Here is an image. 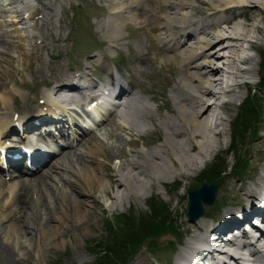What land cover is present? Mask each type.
Listing matches in <instances>:
<instances>
[{
	"label": "bare ground",
	"instance_id": "bare-ground-1",
	"mask_svg": "<svg viewBox=\"0 0 264 264\" xmlns=\"http://www.w3.org/2000/svg\"><path fill=\"white\" fill-rule=\"evenodd\" d=\"M23 1L8 0L9 4L14 7L13 15L17 24H22L23 20L26 19L23 16V9L20 8ZM105 1L109 12L108 19L103 24V37L109 43L114 44L122 40V28L127 24L134 25L138 31H145L147 27H150V32L154 35L152 39L164 44L165 54L161 58L163 66L168 67V69L172 68L171 71L174 72L177 79L174 81L169 95L165 94L164 99L172 105L166 116L155 113L149 107L148 101H144L139 96V81L132 84L124 96L119 93L122 99L120 105L113 112L114 118L123 121L121 125H117L119 131H130V135L133 137L143 138L145 136L144 133L148 132L147 120L163 127V135L158 139L160 143L156 148L125 151L124 156H128V158H124L119 167H113L111 162L114 157L108 158L104 152L103 143L96 136H89L84 139V141L86 140L83 145L86 149L84 153H77L76 150H72V147L64 148L57 156L59 160L53 162L54 156L47 166L40 167L28 174L30 177L29 185L36 189L37 201L42 202V205L46 204L47 196L51 191L50 182L53 181V176H57L55 178L57 181L54 179L53 183H62L63 187L68 189L63 197L62 207L58 208L61 213V217L58 218L59 220L63 219L64 222V218L70 220L69 215H74L73 218L76 223L78 222V227L81 226L83 229L86 228L84 225L90 220V212L86 210L85 205L87 206L90 201L93 202L99 187H103L105 190L103 184L105 180L108 181L104 193L115 200L116 208L121 209L123 203L128 200L131 201L132 198L146 200L150 191L148 188H152L155 183L169 184L176 179L179 180L178 178L189 180L191 176L204 171V169L197 170L204 162L207 165L211 159L215 158L216 154L227 152L228 147L224 148L223 140L228 135L224 128L227 124L234 143L233 149L238 151V146L242 144V137L246 136L248 132L252 138L250 141H254L249 143L250 150L256 149L261 156L260 160L264 162V128L262 127L261 133H258L255 126L257 123L254 122L253 118H248L244 122L245 128L238 130L234 119L229 116L232 111L242 107L250 98L248 96L246 98L245 95H248L252 88L260 84L258 81L260 74L256 68L260 63L257 57L259 56L260 59V54L264 51V0ZM56 7L57 3L52 1L51 6L40 7L27 19H37L36 23L44 25L47 31L57 30L59 32L61 27L55 26L54 23L58 16ZM129 12H133V14L128 16ZM62 21L59 19V23ZM16 36L22 41H25L27 37L22 33V27L18 29ZM35 38L36 35H32L29 39ZM60 40L61 37L58 36L57 42ZM42 44L43 48H47V44L43 42ZM110 47L118 48L115 45H110ZM252 51L257 53L251 54ZM111 52L113 53V50ZM5 56L4 62L7 63V67L3 66L4 74L0 80L1 87L4 85L3 80H14L13 72L8 73L13 57L9 54ZM138 57L141 60L155 62L154 58L147 57L143 53H139ZM37 60L40 62L35 74L43 77L45 75L44 62L40 57H37ZM109 60L107 55H102V59H97L94 63L108 62ZM172 63H174L173 66L169 65ZM105 65L104 69L109 73L111 65ZM242 65L246 67H240ZM48 69L51 72L60 70L55 68V65H48ZM121 76L123 77L122 74ZM81 78L85 79V76ZM73 80L74 77L64 71L55 79L57 82L55 93L58 95V100L60 99L72 106V109L69 110H75V106H81L85 101L84 94L86 91H83L85 88H79ZM90 90L100 91V84L93 85ZM263 93L264 89L254 93L256 94L254 100H259V104H255V109L260 105L259 111L261 110V112V106L264 110ZM10 99V93L3 94L0 97V104L6 105ZM28 109L34 111L36 107L30 106L27 107ZM15 110L20 114L22 112L18 108ZM97 111L99 110L95 109L93 112ZM96 115L99 116L100 112H97ZM7 117H10V112H7ZM31 117L29 116L26 120L30 121ZM43 121L51 122L49 119ZM153 125L155 126V124ZM33 127L36 128L33 130H40L35 125ZM45 130L52 131L51 129ZM119 140L122 141L121 145L127 142L120 136ZM86 144L89 146L86 147ZM123 149L125 150L124 146ZM98 160H104L105 164ZM66 163L72 166L78 165L81 169L72 174L73 179H65L60 175L65 172L62 166H65ZM100 163L103 168L107 169L103 173L104 178H106L104 180L101 178ZM201 176L206 177L202 174ZM233 176L232 173L230 178L232 179ZM230 178L227 177L226 184ZM16 179L13 175L9 180L0 178V196L5 191L4 203L9 207H13L12 203L15 201H23L26 198L25 193H29V195L31 193L30 190L26 192L29 189L27 183H18ZM233 186L236 187L235 184ZM234 188H231L232 192L236 191ZM239 190H243L235 202L240 204L239 208L229 207L216 222H207L204 220L206 219L205 216L195 222H188V224L179 221V224L184 227L186 238L179 249L173 251L172 264H198L194 262L195 259L200 261L215 259L217 255L223 258L221 264H264L263 241L261 242L254 235L257 233L260 236L261 233L264 237V232L261 230H264V166L256 178L251 180L249 186H245L243 189L239 188ZM0 203L4 206V203ZM260 204L263 208L260 207ZM15 205L17 204L15 203ZM68 212L69 214H67ZM121 214L125 215V213ZM252 216L256 217L257 220L254 222L258 224V227H248L246 228L247 232L245 231L243 234L231 232L232 227L235 226L234 229L241 228L243 222L251 220ZM121 217L123 216H118L119 219ZM3 219L1 217V221H4ZM258 220H262L260 224ZM17 222L13 220V224ZM23 229H18L16 225H13L8 234L10 240L17 241L14 246L18 261L22 259L21 256L25 255V252L20 250L23 248L20 239L25 237L26 232ZM159 230L157 229V231ZM57 232L62 235L64 233L57 225L52 227L49 232L43 229L41 244L43 241L51 239L50 236L54 237ZM230 232L232 238H228V244L224 245L223 248L220 245L212 244L211 240H215V237H211L212 235L222 238ZM22 233H24L23 237L21 236ZM243 235L245 240L242 242L240 239V242L239 238H243ZM155 236L154 232L149 233L144 241L146 242ZM202 245L209 248L211 253L205 254L201 249ZM226 246L227 248H225ZM146 248L147 246H144V249ZM40 254L39 257L41 258ZM137 258L133 260H136L134 263H132L133 261L131 263L148 264V260L144 256Z\"/></svg>",
	"mask_w": 264,
	"mask_h": 264
},
{
	"label": "rangeland",
	"instance_id": "rangeland-1",
	"mask_svg": "<svg viewBox=\"0 0 264 264\" xmlns=\"http://www.w3.org/2000/svg\"><path fill=\"white\" fill-rule=\"evenodd\" d=\"M43 1L45 2L46 0ZM63 1L64 4L61 5L60 8L58 7L57 19L62 18L64 22L62 21L59 23V19L54 21L55 26L61 27V31L58 32L57 30H53L49 32L45 27L39 25L32 31V34H38L39 31H41L38 36L33 40L26 39L22 41V44L16 48L20 41L10 35L13 28L5 21L8 14L2 13L7 11V7H4L5 1L0 0V80H2L4 74L3 66L7 67V63L4 62L6 59L5 55L7 54L13 57L8 73L13 72L14 74V80L9 79L7 81V79H5L3 80L4 85H2V87L0 86V97L3 94L10 93L11 98L10 102L3 110L0 108V117L7 119V117H5V115L7 116V112H13L15 108L21 109V114L23 115L30 112L29 109L27 110V107H36L33 112L38 110V106L42 105L39 104V100L44 99L46 96L44 95V93L47 92L45 85L50 81L52 82L58 75V70L52 73L48 69V65H55V68L63 69L66 73L73 75V72L71 70L69 71V67H72L71 64L74 62L78 66L81 65V67L86 66L83 74L93 70L91 73H93L94 76L93 78L90 76L91 82H106V80H104L105 70L102 65L100 62L94 63L100 58L99 55H101L102 52L103 55H107L110 60L112 57L114 58L111 63L109 62L110 65L112 64V69H115V65H117L122 69L123 74L126 78H129L130 81H141L143 89L148 92L146 100L154 98L153 100L157 105L155 106L151 100L149 107L158 115L166 116V110H171L172 105L171 103H165L162 93L169 95L170 89H172L177 76L174 72H170V70L162 69L168 74L164 75L162 70H160V66H162L161 58L165 54L164 48L161 46L162 43L160 41L152 39L154 35L150 32V27H147L145 31H138L134 25H124L125 27L122 28V40L111 44L103 37V24L108 19L109 12L105 0ZM62 9L64 10L63 12L61 11ZM76 13L78 16H76ZM132 14L133 12H129L127 15L131 16ZM1 15L3 16L1 17ZM73 24H76L75 30L72 27ZM41 33H43V36H41ZM58 36L61 37L59 42H57ZM35 41L41 48L43 46L41 42L47 44V48L38 50ZM110 45H115L118 48H111ZM94 48H98V50L95 52V50L93 51ZM112 50L113 53L111 52ZM139 53L154 58L155 62L153 64L157 65L152 66V61L141 60L138 57ZM250 53L255 54L257 52L252 51ZM90 54L91 56H89ZM260 55V59L259 56L257 57L260 63H258L259 65H257L256 68L260 74V78H258L260 84L252 88L248 95H245L246 98L247 96L250 98L247 99L242 107L232 111L229 115L232 119L235 118V124L238 120H244L243 122H245L248 118L252 119V116H257L258 120L255 123L258 122V124L255 126L258 130H255H257L258 133H261L262 127L264 128V110L261 106L262 112L261 110L259 111L260 105L257 106V112H254L252 109H254L253 107L256 103L259 104L258 99L257 101L254 100L256 96L254 93L264 89V51H262ZM57 56H59V59H57ZM37 57H40L45 65V75L43 77L35 74L38 63L40 62L37 60ZM53 58L60 62L52 63L51 61ZM94 64L99 65L92 68ZM173 64L174 63L169 65L173 66ZM240 67L244 68L246 66L242 65ZM142 75L144 76L142 77ZM262 96H264V93ZM51 99H54V97L52 92H49L47 97L48 103H50ZM247 102H253L254 106L252 107V105H250L251 109H249V103L246 104ZM158 108L159 110H157ZM79 112L82 113V110L79 109ZM80 113H75V117L70 116V119H77L78 124L82 127L89 128L88 135L96 136V138L103 143L106 156L108 158L114 157L111 162L113 167H119L124 158H128V156H124L125 151L156 148V146L159 145L157 138H161L163 135V127L147 120L148 133H145V137L141 140L138 138L137 141V138L130 136V131H119L117 127V125H119L118 119L114 118L110 113L106 114V111H104L105 122L97 129H92L91 123L94 124L93 121H91V123L88 121L83 122L84 116ZM153 124H155V126ZM224 128L228 134L223 139L225 143L224 148H227L231 141V131H229L228 124L225 125ZM119 136L124 141L128 139L124 145H121L122 141L119 140ZM250 139L252 138L247 132L246 136L242 137V144L238 146V151L229 148L227 152L224 151V154H216L214 156L215 158L207 163L206 168H203V165L197 168V170L204 169L202 173H196L195 176H191L189 180H181L178 178L179 180L176 179L169 184L155 183L152 188H148L150 191L146 200L132 198L131 201H125L123 206L120 207L121 209L115 207V200L105 195L106 193L104 192L107 189L106 184L108 180H105V182L103 181L105 190H103V187H99L98 193L94 195L93 202L90 201L87 206L85 205L86 210L90 212V220L84 225L86 227L85 229L81 226L78 227V222L76 223L73 218L74 215H69L71 217L70 220L64 218V222L63 219L59 220L58 217H61V213L58 208L62 207L63 197L68 189L65 186L63 187L62 183H53L57 176H53V181H49L51 191L47 196L45 205L37 201L36 189H33L30 185H28L29 189L26 190V192L29 190L31 191L30 195L29 193H25L24 195L26 198L23 201H15L17 205L12 203L13 207L5 205L4 201L6 196L4 191L2 196H0V202L4 203V206L0 203V264H94L95 255L102 253V248H106L107 246L110 247L112 244L117 246L120 240H122L125 248L130 247L132 243H137L136 246L138 245L139 247L140 245L141 249H144L145 245H148L147 247H160L159 249L162 250L161 252L158 250L145 249L141 251L137 257L144 256L148 260V264H164L162 261L164 257H167L168 259L170 258L172 264L173 252L169 255L168 251H172V249H174V251L178 250L179 246L177 245L182 244L186 238L184 227L179 224V221L185 224L190 222L187 218L189 206L188 192L198 188V185L204 182V180L199 178L202 177L201 174L206 175L207 170L211 168L210 166L213 163L216 162L215 166L217 168L215 170L220 171L223 168L221 167L223 160L227 161V165L230 168L233 166V163H236L235 161L239 160V164L242 162H244V164L248 163V169L241 177L234 175L232 179L230 178L232 173L229 171L223 183L221 182L220 188H218L214 203L206 207V211L203 215L206 219L204 220H207V222L216 221L226 209H229V207L239 208L240 204H235L238 200L237 197L239 193L243 191L239 190V188L243 189V187L249 186L251 180L256 178L260 169L264 166L263 160H260L261 156L259 152L256 149L250 150V142H254L250 141ZM130 140L132 141L130 142ZM232 144L234 143L232 142ZM88 146L89 144H86V147ZM85 151L86 149L81 145L77 153H84ZM249 154L250 156L248 157ZM98 161L105 164L104 160ZM101 163L99 164V168L101 170V178L104 180L106 178H104L103 173H105L107 169L103 168ZM62 168L65 169V172L60 175L65 179H73L72 174L81 170L78 165L72 166L68 163L62 166ZM205 169L207 170L205 171ZM227 177H229L230 180L226 184ZM26 180L28 181L29 178H25V183H27ZM206 180L208 179H205V181ZM22 181H18V183L22 184ZM55 181H57V179H55ZM234 184L236 185L235 188L233 186ZM226 188L228 189L226 190ZM231 188H234V190L238 192H232ZM82 200L84 201L85 199ZM121 213L134 216L132 217L133 220L128 223V226L130 225L129 228H127L128 226H122L120 220L116 223V216ZM67 214H69V212ZM1 217L4 218V221H1ZM13 220L18 222L13 224ZM162 224H171L173 228L178 230V233L181 234L180 240H175L171 236L168 238H159L160 234H158L145 242V237L149 233H155L157 229H161L160 226ZM13 225H16L18 229L24 228L23 230L26 231L25 237L20 239L21 245L23 246L20 250H23L25 255L21 256L22 259L19 261L16 258L15 252L17 251L14 246L17 244V241L14 242L13 239L10 240L8 235ZM56 225L60 226L64 231L63 235L59 232H57L54 237L48 235L51 239L45 242L43 241V244H41V239L43 238L42 230L45 229L49 232L51 228ZM107 226L110 229H108ZM23 234L24 233L21 235L22 237ZM38 252L41 253V258ZM151 252L153 255L150 254ZM155 253L157 254L155 255ZM153 256L155 259H153ZM159 261H161V263Z\"/></svg>",
	"mask_w": 264,
	"mask_h": 264
},
{
	"label": "trees",
	"instance_id": "trees-1",
	"mask_svg": "<svg viewBox=\"0 0 264 264\" xmlns=\"http://www.w3.org/2000/svg\"><path fill=\"white\" fill-rule=\"evenodd\" d=\"M263 81H264V79H263ZM248 103H249V109H251L250 105H252V107H253L254 104H253V102H251V103L248 102ZM253 108L255 109V106ZM253 111L257 112V109H255ZM245 115H246V112H245ZM252 117L254 119V122L257 121V120H255L256 118H258L257 116H252ZM243 121L244 120H238L237 121L238 122L237 123L238 130H242L243 128H245V123ZM239 163H240V161L237 160L236 168L241 169L242 166ZM224 167H225V165H224ZM216 168L217 167L214 166L213 168L209 169L205 175L206 176L205 178H207L208 180L211 179L213 181L216 179H221L223 169L218 171V170H215ZM132 217H134V216L123 215V217H121L120 219H117V222L120 220L122 226H128V223L133 220ZM129 226L127 228H129ZM160 227H161L160 230L163 231L164 225L162 224ZM108 229H110V228H108ZM136 244L137 243H132V245L130 247L125 248V245L123 244L122 240H120V243L117 244V246L112 244L110 247L107 246L106 248H102L101 249L102 253L100 254V256L98 258V263L99 264H127L128 261L132 258L133 254L139 249L138 245L136 246Z\"/></svg>",
	"mask_w": 264,
	"mask_h": 264
},
{
	"label": "water",
	"instance_id": "water-1",
	"mask_svg": "<svg viewBox=\"0 0 264 264\" xmlns=\"http://www.w3.org/2000/svg\"><path fill=\"white\" fill-rule=\"evenodd\" d=\"M216 188V184L204 185L201 189L189 194V215L192 221L199 219L204 214V204H213Z\"/></svg>",
	"mask_w": 264,
	"mask_h": 264
}]
</instances>
